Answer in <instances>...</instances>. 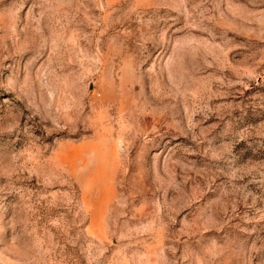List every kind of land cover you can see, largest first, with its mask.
<instances>
[{"label":"rangeland","instance_id":"obj_1","mask_svg":"<svg viewBox=\"0 0 264 264\" xmlns=\"http://www.w3.org/2000/svg\"><path fill=\"white\" fill-rule=\"evenodd\" d=\"M0 264H264V0H0Z\"/></svg>","mask_w":264,"mask_h":264}]
</instances>
